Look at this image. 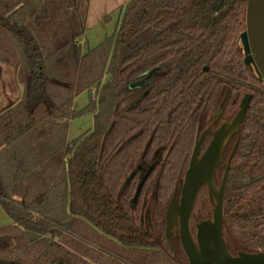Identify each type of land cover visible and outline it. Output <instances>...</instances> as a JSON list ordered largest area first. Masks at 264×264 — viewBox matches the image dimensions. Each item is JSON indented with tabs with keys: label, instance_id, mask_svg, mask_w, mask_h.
Masks as SVG:
<instances>
[{
	"label": "trees",
	"instance_id": "obj_1",
	"mask_svg": "<svg viewBox=\"0 0 264 264\" xmlns=\"http://www.w3.org/2000/svg\"><path fill=\"white\" fill-rule=\"evenodd\" d=\"M246 3L129 0L113 38L82 52L77 0H0V62L23 87L0 110V203L13 220L0 227V264H190L178 236L174 251L166 241V208L197 132L229 121L245 93L223 155L235 147L223 238L232 255L258 250L232 229L234 215L264 204V82L243 62ZM84 90L94 127L68 143L60 119L80 114L72 101ZM211 211L203 186L191 221Z\"/></svg>",
	"mask_w": 264,
	"mask_h": 264
},
{
	"label": "water",
	"instance_id": "obj_2",
	"mask_svg": "<svg viewBox=\"0 0 264 264\" xmlns=\"http://www.w3.org/2000/svg\"><path fill=\"white\" fill-rule=\"evenodd\" d=\"M239 42L243 50L244 64L256 74L260 81L264 82V0H247L245 29L239 35ZM207 69V66L203 67V70ZM143 81L134 82L131 86H139ZM250 99L251 94L245 93L239 102L238 110L229 121L211 130L213 122L200 134L197 132L188 166L180 182V194L178 195L175 188L167 205L165 212L166 241L174 251L170 233L172 230L177 232L190 264H264V249L253 252L239 251L236 255H232L223 238V195L229 163L235 147L227 161H224L223 155L228 141L240 130V124ZM219 113L220 107L215 111L216 118ZM208 133L212 138L207 145L209 152L204 159V156L199 155V150ZM216 134L215 142L213 140ZM220 164L223 165V175L219 186L215 187L213 175ZM203 186H207L212 199L211 217L195 224L194 238L190 230L189 219Z\"/></svg>",
	"mask_w": 264,
	"mask_h": 264
},
{
	"label": "rangeland",
	"instance_id": "obj_3",
	"mask_svg": "<svg viewBox=\"0 0 264 264\" xmlns=\"http://www.w3.org/2000/svg\"><path fill=\"white\" fill-rule=\"evenodd\" d=\"M129 0H77L81 17L85 16V31L78 39L82 52L98 46L101 42L112 39L119 23L122 8ZM83 46V47H82ZM107 79L103 78V82ZM92 90V89H91ZM23 87L19 83L14 69L0 62V110L17 104L22 98ZM95 94H97L95 92ZM93 92L91 98H95ZM90 93L84 90L78 93L72 101V109L80 114L70 118V115L63 116L60 122L68 123L66 140L70 141L79 138L91 131L94 127L95 111L89 108ZM88 107V109H87ZM216 138V139H215ZM217 134L214 136L216 142ZM207 147L201 156H207ZM244 180V179H242ZM241 181V179L239 180ZM264 204L252 211L234 215L232 229L237 237L244 240L250 249H264V231L262 230V214ZM211 217V215H210ZM194 225L191 229L194 232ZM86 259L93 261L91 252Z\"/></svg>",
	"mask_w": 264,
	"mask_h": 264
},
{
	"label": "flooded vegetation",
	"instance_id": "obj_4",
	"mask_svg": "<svg viewBox=\"0 0 264 264\" xmlns=\"http://www.w3.org/2000/svg\"><path fill=\"white\" fill-rule=\"evenodd\" d=\"M205 139H206V136L204 137V139H203V141H202V143H201V148H200V150H199V155L202 154V152L206 149V146L208 145V142H205ZM206 143H207V144H206ZM220 166L223 167V165L220 164L217 168H219ZM217 168H216V170H217ZM200 190H201V189H200ZM177 192H178V195H179V194H180V190H178ZM195 224H196V222H192V221H191V216H190V219H189V226H190V230H191V233H192V235H193L194 238H195V232H196ZM191 225H194V228H195L194 232H193L192 229H191ZM172 229H173V228H172ZM172 233H173L175 236H178V237H179V235H178L177 232L175 233V231L172 230ZM170 235H171V233H170ZM179 240H180V239H179Z\"/></svg>",
	"mask_w": 264,
	"mask_h": 264
},
{
	"label": "crops",
	"instance_id": "obj_5",
	"mask_svg": "<svg viewBox=\"0 0 264 264\" xmlns=\"http://www.w3.org/2000/svg\"><path fill=\"white\" fill-rule=\"evenodd\" d=\"M12 223H13L12 218L8 215V213L5 211L4 207L0 203V227L8 226L11 225Z\"/></svg>",
	"mask_w": 264,
	"mask_h": 264
}]
</instances>
